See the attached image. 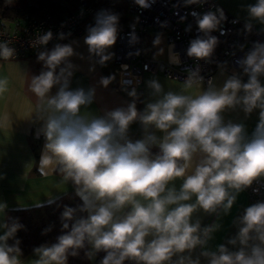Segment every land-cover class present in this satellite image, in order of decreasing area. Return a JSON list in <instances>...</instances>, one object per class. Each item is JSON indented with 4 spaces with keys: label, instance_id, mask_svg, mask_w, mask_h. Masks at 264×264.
Segmentation results:
<instances>
[{
    "label": "clouds",
    "instance_id": "1",
    "mask_svg": "<svg viewBox=\"0 0 264 264\" xmlns=\"http://www.w3.org/2000/svg\"><path fill=\"white\" fill-rule=\"evenodd\" d=\"M12 2L5 0L6 4ZM155 2L134 0L141 10ZM207 2L182 0L173 7ZM245 11L246 34L252 32L253 22L264 25V0L248 4ZM191 15L199 34L190 41L186 54L211 63L220 43L212 33L226 34L225 12L216 7ZM185 19L180 17L181 22ZM161 27H167V22ZM191 28L189 24L185 31ZM120 30L118 13L107 9L96 13L84 37L88 59L93 61L90 71L95 70V64L105 66L113 59L109 49L116 44ZM65 38L63 33L58 37ZM52 39L49 30L32 41L33 47L45 46L37 56L43 65L38 75H29L13 62L16 49L10 46L11 40L0 41V61L18 66L21 85L26 84L35 97L29 119L34 116L42 122L38 135H43L45 143L40 175H59L60 182L71 184L82 201L75 207H63L61 234L55 242L34 247L36 258L28 264H68L69 257H78L81 251L90 261L104 253L99 264H202V259L207 264H264V201L245 207L233 219L237 231L226 243L209 247L239 194L264 178V42H254L236 61L242 71L227 76L222 84L213 77L204 87L205 78L197 64L185 69L187 76L178 91H165L157 78L149 79L146 86L151 99L142 101V110L137 107L140 94L133 87L124 89L131 98L126 106L97 114L89 110L95 101V87H71L79 68L71 58L84 59L73 47L77 42L57 43L48 50ZM137 43L133 26L129 44ZM161 43L162 33H158L153 46ZM239 47L243 51L244 45ZM163 53L159 48L155 55ZM128 55L138 56L140 50ZM168 59L170 64H181L172 46ZM218 67L223 75L225 64ZM114 79L102 77L99 83L106 88ZM9 85V77H0V98L9 92ZM257 110L258 122L251 134L244 122L226 118L228 113L242 111L247 119ZM136 123L141 138L132 139L131 126ZM11 124L12 117L5 111L0 115V129ZM154 148L158 151L153 152ZM47 196L48 205L55 203L51 193ZM42 206L35 203V207ZM7 208L6 202H0V216L5 217L0 220V264H24L17 233L25 226L18 218L7 217ZM200 212L214 215L216 220L202 226L197 216ZM51 231L50 225L42 235Z\"/></svg>",
    "mask_w": 264,
    "mask_h": 264
},
{
    "label": "crops",
    "instance_id": "2",
    "mask_svg": "<svg viewBox=\"0 0 264 264\" xmlns=\"http://www.w3.org/2000/svg\"><path fill=\"white\" fill-rule=\"evenodd\" d=\"M23 1L25 4H19ZM25 1H33L32 3L37 4L26 3ZM217 1L226 11L239 19V30L244 32V23L247 16L245 7L248 4L255 3V0ZM42 2L44 1L13 0L10 5H39ZM100 10H102V8L96 7L94 15L84 23V31L82 33H73L65 39L55 43L63 44L72 43L73 41L77 42L73 47L84 59H80L77 56L71 58L72 62L79 66L72 78L71 87H84L85 89L95 87V101L90 106L89 110L97 114H103L105 109L111 110L116 107L126 106V102L131 101L126 91L118 85V78L112 60L108 61L105 66L95 64V70L90 71V68L93 66V61L88 59L89 53L87 45L84 44V37L87 35V27L94 24V17ZM128 19L129 15L127 14L126 22ZM1 21L9 29H14L15 25L20 22L21 19ZM126 22L121 24L120 28L124 27ZM253 25L264 29V25L259 23L253 22ZM157 34L158 33L152 31L146 33L145 52L150 57L166 59V43L164 45L163 55H155V53H157V47L153 46V40ZM162 38H164L165 41L164 35H162ZM54 45L46 48L51 50ZM112 48L109 49L110 52H112ZM42 50H44V48L39 51ZM39 51L28 57L14 60L13 62L29 75H38L43 67L42 62H38L37 60ZM14 63L0 61V77L7 76L10 79L9 92L4 98H0V115L6 111L9 113L10 117H12L11 127L0 129V202L7 203V210L34 207L36 202L46 204L48 201L47 195L50 193L54 198H58L73 189L71 184L67 185L66 183H61L60 181L62 178L59 175H40V158L45 143L43 135H38V130L42 122L37 121L34 116L29 119V110L34 108L35 97L28 92L26 84L21 85L18 79V66ZM232 74L233 73L224 70V74L221 75L220 69H216L213 77L216 78L218 84H222L227 76ZM108 76H114L115 79L105 88L100 85L99 81L102 77ZM152 78H157L164 86L165 91L169 90V88L178 91L183 87L182 82L167 79L160 74H146L141 86L135 87L140 94V101L137 102L139 110L144 108V103L142 101L151 99L149 95L150 90L147 88L146 82ZM247 79L248 78L243 77L244 82H246ZM261 80L262 83H264V77H262ZM127 89L131 90V88ZM53 92H55V89H53ZM226 118L233 119L236 122H244L249 134H251L258 122V110L247 119H245L242 111L228 113L226 114ZM130 137L132 139L141 138L140 125L138 123L131 126ZM178 186L179 181L177 182V187ZM249 205L248 196L246 192L243 191L239 194L237 203L234 205L231 213L221 219L220 223L222 227L220 231L214 234V239L209 244L210 248L215 249L218 244L226 243L230 237L235 235L237 229L232 221ZM197 216L201 220L202 226L210 225L216 220L214 215L209 216L203 212L198 213ZM3 219H5V217L0 216V220ZM0 234H2V230H0ZM198 251L199 250H197V254ZM35 258L32 251L28 255L21 257V260L24 264H28L30 260ZM101 258L102 256L99 253L94 260H89V263L99 264ZM202 264H207V262L202 259Z\"/></svg>",
    "mask_w": 264,
    "mask_h": 264
},
{
    "label": "built area",
    "instance_id": "3",
    "mask_svg": "<svg viewBox=\"0 0 264 264\" xmlns=\"http://www.w3.org/2000/svg\"><path fill=\"white\" fill-rule=\"evenodd\" d=\"M124 1L127 4L129 19L125 26L120 28L117 42L112 48V53H114L112 63L116 70L118 85L122 89L141 86L146 74H160L167 79L183 82L187 76L185 69L195 68L197 64L200 66L201 75L205 78L204 87H207V80L213 78L216 69H220L218 64H225V71L227 72L240 73L242 70L236 61L244 57L254 42H264V29L253 25V30L249 34L240 31V23H232L237 18L226 11L217 0H208L203 5L181 6L178 9L173 6L182 3V0H156L151 8L145 10H141L135 5L134 0ZM78 2V8L66 14L59 22L46 15L38 20L18 22L14 29H9L0 20V41L11 40L10 46L16 49L14 60H17L28 57L44 48L45 46L33 47L32 41L38 35H43L49 30L53 33V39L46 47L59 41L58 37L61 33L65 34V37L73 33H82L84 23L94 15L96 7L90 6L85 0ZM216 7L224 10L227 20L223 24L225 35H221L219 31L212 33L220 41L219 59L215 65H212L203 60L196 61L188 57L186 50L190 41L199 34L191 13L195 11L203 14L209 10H215ZM182 16L186 17L183 22L180 20ZM137 17H139L138 20ZM163 22H167V27H161ZM189 24L192 25L191 31H185ZM133 26L136 35L139 37V43L130 45L129 33L133 31ZM149 31L164 35L166 59L150 57L146 54L145 35ZM239 45H244L243 51ZM170 46H172L173 51L179 54L180 65L169 63ZM136 50H140V55H128L129 52L135 53ZM245 192L250 205L257 201H264V179L260 178L254 181Z\"/></svg>",
    "mask_w": 264,
    "mask_h": 264
},
{
    "label": "trees",
    "instance_id": "4",
    "mask_svg": "<svg viewBox=\"0 0 264 264\" xmlns=\"http://www.w3.org/2000/svg\"><path fill=\"white\" fill-rule=\"evenodd\" d=\"M79 0H45L39 5H10L5 0H0V20L14 21L21 19L19 23L30 20H38L49 15L54 21L59 22L66 14L75 11L78 8ZM90 6L100 7L110 10L120 15V25L127 19V4L124 0H85ZM220 53V44L216 47L212 57V65L218 62ZM158 149H153L157 152ZM82 201L75 195L74 189L64 193L55 199V203L48 205L42 204V207L23 208L24 210H7L6 216L18 218L19 222L25 226L24 230L17 233V238L21 240L20 247L23 256L32 252L34 247L42 243L55 242V238L61 234L60 215L65 205L75 207ZM52 226V231L47 235H42L43 229ZM11 244L12 241H9ZM103 257L104 253H100ZM68 264H90L81 251L78 257H69ZM127 264V262H126Z\"/></svg>",
    "mask_w": 264,
    "mask_h": 264
},
{
    "label": "rangeland",
    "instance_id": "5",
    "mask_svg": "<svg viewBox=\"0 0 264 264\" xmlns=\"http://www.w3.org/2000/svg\"><path fill=\"white\" fill-rule=\"evenodd\" d=\"M41 1H45V0H41ZM28 2L32 3L33 1H27L26 3H28ZM19 4H25V3L23 1L22 3H19ZM32 4H37V3H32ZM164 45H165V41H164V38H162V43H161V45H159V47H157V52L159 51V48H163L164 49Z\"/></svg>",
    "mask_w": 264,
    "mask_h": 264
},
{
    "label": "water",
    "instance_id": "6",
    "mask_svg": "<svg viewBox=\"0 0 264 264\" xmlns=\"http://www.w3.org/2000/svg\"><path fill=\"white\" fill-rule=\"evenodd\" d=\"M245 78H247V77H245Z\"/></svg>",
    "mask_w": 264,
    "mask_h": 264
}]
</instances>
